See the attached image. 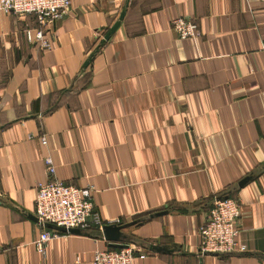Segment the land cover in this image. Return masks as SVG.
Returning a JSON list of instances; mask_svg holds the SVG:
<instances>
[{"label": "crops", "instance_id": "crops-1", "mask_svg": "<svg viewBox=\"0 0 264 264\" xmlns=\"http://www.w3.org/2000/svg\"><path fill=\"white\" fill-rule=\"evenodd\" d=\"M70 2L44 29L51 51L27 40L35 16L0 11V264H91L108 248L94 230L37 252L45 157L94 188L100 221L145 254L132 264H264V0ZM178 18L197 42L171 30ZM220 196L240 204L248 252L202 257Z\"/></svg>", "mask_w": 264, "mask_h": 264}, {"label": "built area", "instance_id": "built-area-1", "mask_svg": "<svg viewBox=\"0 0 264 264\" xmlns=\"http://www.w3.org/2000/svg\"><path fill=\"white\" fill-rule=\"evenodd\" d=\"M70 6V0H0V11L3 13L17 17L35 16L39 27L26 30L25 35L40 51H51L53 43L50 38L45 37L44 29L66 17ZM171 30L180 40L197 42L201 35L197 25L187 18L173 20ZM42 144H45V138H42ZM43 162L47 179L36 184L34 200L35 218L42 229L35 247L41 256H44L49 240L69 234L67 231L70 229L83 233L97 230L101 233L103 226H106L100 221L92 203L94 188L89 186L79 189L65 184L55 176L56 168L50 157H45ZM211 205L205 223L198 230L200 256L222 257L247 253L246 246L237 240V219L241 213L238 201L229 196H220ZM46 224L54 228L49 229ZM138 253L130 243L123 249L108 247L96 250L91 264H132L135 258L145 257L144 253Z\"/></svg>", "mask_w": 264, "mask_h": 264}, {"label": "water", "instance_id": "water-1", "mask_svg": "<svg viewBox=\"0 0 264 264\" xmlns=\"http://www.w3.org/2000/svg\"><path fill=\"white\" fill-rule=\"evenodd\" d=\"M249 179L245 178L243 179L241 182H239L238 186H241L242 184L246 183ZM163 212H159L155 215V217L162 215ZM35 221L36 218H35ZM46 227L49 229H53L54 226L46 224ZM125 229L124 226L121 225H116V224H110V225H106L103 226L102 231H101V236L102 238L109 244L108 247L109 248H114V249H123L126 248L128 245V242H126L127 237L125 235L122 234V230ZM62 231L65 232L64 229H62ZM69 234L72 235H81L83 234V232H81L80 230H74V229H70L67 231ZM149 250L151 252L154 253H158V252H164V248L160 247V246H149Z\"/></svg>", "mask_w": 264, "mask_h": 264}]
</instances>
